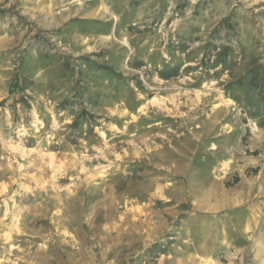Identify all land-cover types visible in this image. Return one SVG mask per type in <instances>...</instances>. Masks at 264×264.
Instances as JSON below:
<instances>
[{"label": "rangeland", "instance_id": "rangeland-1", "mask_svg": "<svg viewBox=\"0 0 264 264\" xmlns=\"http://www.w3.org/2000/svg\"><path fill=\"white\" fill-rule=\"evenodd\" d=\"M247 224L264 0H0V264H223Z\"/></svg>", "mask_w": 264, "mask_h": 264}, {"label": "crops", "instance_id": "crops-1", "mask_svg": "<svg viewBox=\"0 0 264 264\" xmlns=\"http://www.w3.org/2000/svg\"><path fill=\"white\" fill-rule=\"evenodd\" d=\"M233 228L234 229L230 236L226 232L227 237L220 241V248L215 252L216 255L221 256L225 259V261L222 263L232 264V260H234L235 257H238L240 253H245L247 248L257 249V257V253L260 252L259 249L263 246L264 240L262 241L260 239H255V243H253V241H250V238L248 236L250 224H247L246 227L241 225Z\"/></svg>", "mask_w": 264, "mask_h": 264}, {"label": "bare ground", "instance_id": "bare-ground-1", "mask_svg": "<svg viewBox=\"0 0 264 264\" xmlns=\"http://www.w3.org/2000/svg\"><path fill=\"white\" fill-rule=\"evenodd\" d=\"M226 104L230 103V101H224Z\"/></svg>", "mask_w": 264, "mask_h": 264}]
</instances>
